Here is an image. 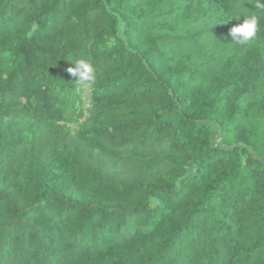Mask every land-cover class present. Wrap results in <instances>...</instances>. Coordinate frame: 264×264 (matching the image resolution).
<instances>
[{"label": "trees", "instance_id": "16d2710c", "mask_svg": "<svg viewBox=\"0 0 264 264\" xmlns=\"http://www.w3.org/2000/svg\"><path fill=\"white\" fill-rule=\"evenodd\" d=\"M258 2L0 0V264H264Z\"/></svg>", "mask_w": 264, "mask_h": 264}, {"label": "clouds", "instance_id": "9594fccd", "mask_svg": "<svg viewBox=\"0 0 264 264\" xmlns=\"http://www.w3.org/2000/svg\"><path fill=\"white\" fill-rule=\"evenodd\" d=\"M257 8L264 11V3L258 2L255 5ZM242 16V15H241ZM240 17V16H239ZM244 17V16H243ZM238 18V17H237ZM258 20L256 17L245 18L241 24L230 29L229 35L233 37L235 42L239 44H246L253 39L257 34ZM67 72L77 78L82 83L93 82L95 79V69L93 66L83 60L74 64V67H69Z\"/></svg>", "mask_w": 264, "mask_h": 264}, {"label": "rangeland", "instance_id": "374dc122", "mask_svg": "<svg viewBox=\"0 0 264 264\" xmlns=\"http://www.w3.org/2000/svg\"><path fill=\"white\" fill-rule=\"evenodd\" d=\"M76 90L77 92L81 95V100L80 102L84 103V107L86 106V103H88V98H89V91H88V86L79 80H76ZM82 107L81 103L76 105L77 110ZM76 123H70L69 127L71 130L76 129Z\"/></svg>", "mask_w": 264, "mask_h": 264}]
</instances>
